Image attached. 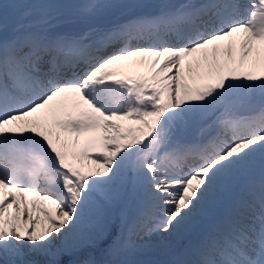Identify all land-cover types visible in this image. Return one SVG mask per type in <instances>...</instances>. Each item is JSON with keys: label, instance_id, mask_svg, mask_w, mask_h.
I'll return each instance as SVG.
<instances>
[{"label": "snow or ice", "instance_id": "snow-or-ice-1", "mask_svg": "<svg viewBox=\"0 0 264 264\" xmlns=\"http://www.w3.org/2000/svg\"><path fill=\"white\" fill-rule=\"evenodd\" d=\"M7 7L0 264H264V0Z\"/></svg>", "mask_w": 264, "mask_h": 264}, {"label": "rangeland", "instance_id": "rangeland-1", "mask_svg": "<svg viewBox=\"0 0 264 264\" xmlns=\"http://www.w3.org/2000/svg\"><path fill=\"white\" fill-rule=\"evenodd\" d=\"M29 2V0H0V4H5V5H8V6H11L13 4H21V3H27ZM243 2L247 3V0H244ZM68 5H71L74 3V0H68ZM72 8L71 7H68L66 10H65V21H64V24L66 25V27H70L72 24L71 22V15H72ZM112 19H114V17H107L105 18L102 22L103 23H107V22H110ZM163 257L161 256H152V257H140V259H162Z\"/></svg>", "mask_w": 264, "mask_h": 264}, {"label": "trees", "instance_id": "trees-1", "mask_svg": "<svg viewBox=\"0 0 264 264\" xmlns=\"http://www.w3.org/2000/svg\"><path fill=\"white\" fill-rule=\"evenodd\" d=\"M63 2H64L65 4H69V3H68V0H63ZM2 5H5V4L3 3ZM6 6H8V5H6ZM7 11L9 12V15H10V17H11L12 14H13L14 12L18 11V10H17V9H13L11 6H8V7H7Z\"/></svg>", "mask_w": 264, "mask_h": 264}, {"label": "bare ground", "instance_id": "bare-ground-1", "mask_svg": "<svg viewBox=\"0 0 264 264\" xmlns=\"http://www.w3.org/2000/svg\"><path fill=\"white\" fill-rule=\"evenodd\" d=\"M244 1V0H243ZM66 26V25H65ZM74 25H71L70 27H73Z\"/></svg>", "mask_w": 264, "mask_h": 264}]
</instances>
